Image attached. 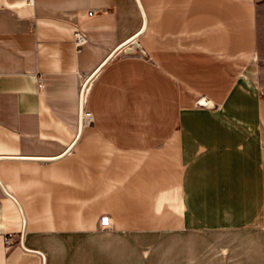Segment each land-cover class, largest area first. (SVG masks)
Instances as JSON below:
<instances>
[{"label": "crops", "instance_id": "obj_1", "mask_svg": "<svg viewBox=\"0 0 264 264\" xmlns=\"http://www.w3.org/2000/svg\"><path fill=\"white\" fill-rule=\"evenodd\" d=\"M0 157V264H264V0H0Z\"/></svg>", "mask_w": 264, "mask_h": 264}, {"label": "water", "instance_id": "obj_2", "mask_svg": "<svg viewBox=\"0 0 264 264\" xmlns=\"http://www.w3.org/2000/svg\"><path fill=\"white\" fill-rule=\"evenodd\" d=\"M144 27H145V16L143 14V24H142V27L140 28V30L138 32H136L134 35H132L130 38H128L126 41H124L120 45H118L114 50H112V52L109 54V56L100 64V66L94 72H92L88 76V78L83 83L82 88H81V92H80L78 134L76 136V139L80 135V131H81V127H82L83 102H84L85 96L87 94V91L89 89V85H90V82H91L92 78L97 74V72L100 70V68L118 51L122 50L124 53H133L136 50H140L141 51V47H140L139 43L136 41V38L142 33V31L144 30ZM197 105H200V106L205 107V108L213 107V104L211 103V101L206 99L205 97L200 98V100L197 102ZM75 141L76 140H74L72 142V144H70V146H68V148L62 154H60L59 156H56V157H42V158L35 157L34 159L51 160V159L59 158V157L63 156L64 154H66L72 148V146L74 145ZM0 158H4V157H0Z\"/></svg>", "mask_w": 264, "mask_h": 264}, {"label": "built area", "instance_id": "obj_3", "mask_svg": "<svg viewBox=\"0 0 264 264\" xmlns=\"http://www.w3.org/2000/svg\"><path fill=\"white\" fill-rule=\"evenodd\" d=\"M94 11H89L88 14L91 15L93 14ZM85 41V36L79 31V30H75L74 31V43L76 46H79L80 44H82L83 42ZM83 116L85 118V120H87V122L90 121V117H89V114L87 112H83ZM100 225L102 227H107L109 226V219L108 217L106 216H102L100 218V221H99Z\"/></svg>", "mask_w": 264, "mask_h": 264}]
</instances>
